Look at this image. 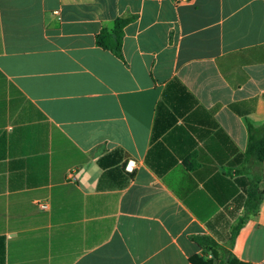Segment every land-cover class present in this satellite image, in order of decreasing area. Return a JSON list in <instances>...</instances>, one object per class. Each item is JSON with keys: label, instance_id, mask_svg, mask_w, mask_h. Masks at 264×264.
Segmentation results:
<instances>
[{"label": "crops", "instance_id": "crops-1", "mask_svg": "<svg viewBox=\"0 0 264 264\" xmlns=\"http://www.w3.org/2000/svg\"><path fill=\"white\" fill-rule=\"evenodd\" d=\"M247 123L264 0H0V264H264Z\"/></svg>", "mask_w": 264, "mask_h": 264}, {"label": "trees", "instance_id": "trees-1", "mask_svg": "<svg viewBox=\"0 0 264 264\" xmlns=\"http://www.w3.org/2000/svg\"><path fill=\"white\" fill-rule=\"evenodd\" d=\"M130 22L131 18H120L114 21L111 31L101 29L100 33L96 36V45L100 48H103L104 50L110 51L117 58H121L123 29ZM247 130L249 138L245 157L250 158V161H253L256 165H259L264 158V124H262L260 127H255L251 123H247ZM261 200L262 195L258 193L257 187L251 186L245 204L246 212H253V214H255ZM240 225L238 224L234 228V232L238 230ZM193 240L200 247L206 244L214 246V243L207 238L196 237ZM197 260V258L191 259L192 264H196Z\"/></svg>", "mask_w": 264, "mask_h": 264}, {"label": "built area", "instance_id": "built-area-1", "mask_svg": "<svg viewBox=\"0 0 264 264\" xmlns=\"http://www.w3.org/2000/svg\"><path fill=\"white\" fill-rule=\"evenodd\" d=\"M173 1L175 4H188L191 3L193 0H173ZM38 206L43 210L47 209V205L44 203H38Z\"/></svg>", "mask_w": 264, "mask_h": 264}]
</instances>
